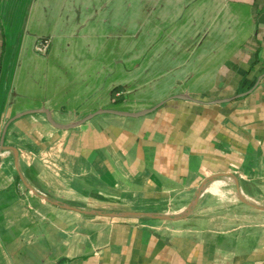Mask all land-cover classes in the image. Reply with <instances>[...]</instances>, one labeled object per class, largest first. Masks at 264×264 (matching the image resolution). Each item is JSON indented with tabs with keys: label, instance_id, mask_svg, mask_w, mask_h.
I'll use <instances>...</instances> for the list:
<instances>
[{
	"label": "crops",
	"instance_id": "0c3cea01",
	"mask_svg": "<svg viewBox=\"0 0 264 264\" xmlns=\"http://www.w3.org/2000/svg\"><path fill=\"white\" fill-rule=\"evenodd\" d=\"M164 100L12 121L0 264H264V0H0V141Z\"/></svg>",
	"mask_w": 264,
	"mask_h": 264
},
{
	"label": "water",
	"instance_id": "95a60500",
	"mask_svg": "<svg viewBox=\"0 0 264 264\" xmlns=\"http://www.w3.org/2000/svg\"><path fill=\"white\" fill-rule=\"evenodd\" d=\"M252 91L253 90H249L247 92L238 94V95L234 96L233 98H230V99H227V100H215L212 103H222V102H226V101H231V100H234L236 98L243 97V96L249 94ZM174 97L175 98H179V99L194 101V102H197V103H205V102L197 100V99H195L192 96L187 95V94H178V95H175ZM165 102H166V100L161 101V102H159L158 104H156L154 106H151L149 108H145V109L137 111V112H129V111H123V110H118V109H110V108L109 109H100V110H97L96 112H93V113L81 118L80 120H78V121H76V122H74L72 124H61V123L56 122L55 119L52 116L51 111L46 109V108L28 110V111H25V112H21V113L15 115L13 118H11V120L8 122L4 132L2 134L1 141H0V153L3 150L8 149V147L4 145V137H5V132H6V129H7L8 125L12 121H14V120H16V119H18V118H20L22 116H25V115L35 114V113H44L46 115V118H47L48 122L53 127L57 128V129H70V128H75V127H78V126L82 125L83 123L89 121L90 119H92L93 117H95L96 115H99V114L107 113V114H115V115L124 116V117H134V118L142 117V116H145V115H147L149 113H152L156 109L160 108L162 105L165 104ZM222 175H224V174H215V175L209 177L205 182H203V184L198 189V191L196 193V196H195L194 200L191 202V204L186 208V210H184L182 213H180L178 215L142 213V212H140V213H133V212L108 213L107 215L114 216V217L115 216L116 217H128V216H134V215H143V216H147V217H150V218H157V219H164V220H178V219L185 218L191 213L192 209L196 205V202H197L199 196L201 195L203 190L206 188V186L209 184V182L214 180V179H216V178H219ZM238 196H239V199L242 202H244L245 204L250 205L252 207H255L257 209L264 210V206L258 205V204L254 203V202H251L250 200L246 199L241 193H238Z\"/></svg>",
	"mask_w": 264,
	"mask_h": 264
},
{
	"label": "built area",
	"instance_id": "2783aa9c",
	"mask_svg": "<svg viewBox=\"0 0 264 264\" xmlns=\"http://www.w3.org/2000/svg\"><path fill=\"white\" fill-rule=\"evenodd\" d=\"M48 47H49V43L47 41H41L39 43L38 50L42 54H46V52L48 51Z\"/></svg>",
	"mask_w": 264,
	"mask_h": 264
},
{
	"label": "bare ground",
	"instance_id": "6f19581e",
	"mask_svg": "<svg viewBox=\"0 0 264 264\" xmlns=\"http://www.w3.org/2000/svg\"><path fill=\"white\" fill-rule=\"evenodd\" d=\"M236 180H237V179H236ZM236 180H235V181H236ZM219 182H222V181H215L214 183H212V185H211L212 188H213V189H216V186L219 184ZM223 182H224V181H223ZM211 186H210V187H211ZM211 190H212V189H211Z\"/></svg>",
	"mask_w": 264,
	"mask_h": 264
}]
</instances>
